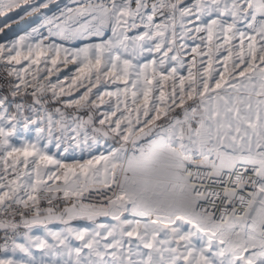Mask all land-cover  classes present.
I'll list each match as a JSON object with an SVG mask.
<instances>
[{"label":"snow or ice","instance_id":"obj_1","mask_svg":"<svg viewBox=\"0 0 264 264\" xmlns=\"http://www.w3.org/2000/svg\"><path fill=\"white\" fill-rule=\"evenodd\" d=\"M52 2L0 0V264H264V0Z\"/></svg>","mask_w":264,"mask_h":264},{"label":"rangeland","instance_id":"obj_2","mask_svg":"<svg viewBox=\"0 0 264 264\" xmlns=\"http://www.w3.org/2000/svg\"><path fill=\"white\" fill-rule=\"evenodd\" d=\"M37 2H41V0H37ZM65 6L72 7V0H53V2L49 4V8L43 11H45L47 15H52L53 13H58L59 10ZM16 12H20V9H17ZM20 14L23 15V13ZM7 16L12 17V19L0 16V28L4 29L3 32H0V43H8L18 38L19 35L31 31L33 27H36L41 22L40 14L38 13L33 16H24L23 19H20V17L16 16L14 13H8ZM5 25H7V27ZM53 151H55L54 148ZM65 156L67 157L68 162H71L74 159L88 158L87 153H81L78 150L72 149H70Z\"/></svg>","mask_w":264,"mask_h":264}]
</instances>
